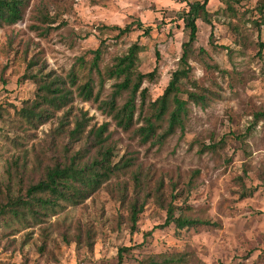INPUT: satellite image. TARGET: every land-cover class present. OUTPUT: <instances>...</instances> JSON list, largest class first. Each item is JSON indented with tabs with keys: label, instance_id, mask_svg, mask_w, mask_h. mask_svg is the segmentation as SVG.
<instances>
[{
	"label": "rangeland",
	"instance_id": "rangeland-1",
	"mask_svg": "<svg viewBox=\"0 0 264 264\" xmlns=\"http://www.w3.org/2000/svg\"><path fill=\"white\" fill-rule=\"evenodd\" d=\"M24 1L22 19L0 26V211L8 201L27 200L29 187L44 179L48 168L77 154L82 162L98 159L94 132L104 125L114 171L86 199L75 205L61 202L56 212L38 220L0 215V264H119L124 248L128 251L121 264L177 253L187 255V264H264V117L255 123L257 114L264 115V0L231 6L209 0L214 45L212 26L199 16L191 71L180 82L184 100L193 93L206 102L189 101L184 130L177 129L162 143H144L138 133L144 126L141 91L134 122L125 130L105 105L120 81H102L92 70L93 97L85 100L78 87L97 50L103 72L138 44V71H158L154 81L142 85L147 109L182 68L183 45L189 41L184 18L190 5L204 0ZM138 23L150 28L148 36L136 29ZM129 25L132 31L125 36L112 30ZM80 60L87 70L77 71L72 83L70 74ZM36 77L47 84L58 82L55 89L68 98L60 108L44 105L42 122L29 125L22 110L38 99ZM129 97L128 92L117 97V108ZM168 119L157 135L166 131ZM78 123L85 128L74 137ZM253 124L244 142L233 137L245 135ZM224 138L225 145L215 152L200 153L202 146ZM172 196L177 216L217 226L181 233L174 226L159 228ZM137 200L145 202L144 210L132 234L131 206Z\"/></svg>",
	"mask_w": 264,
	"mask_h": 264
},
{
	"label": "trees",
	"instance_id": "trees-1",
	"mask_svg": "<svg viewBox=\"0 0 264 264\" xmlns=\"http://www.w3.org/2000/svg\"><path fill=\"white\" fill-rule=\"evenodd\" d=\"M222 3L231 6L232 2L241 3V0H220ZM209 0H204L203 4L196 3L190 5V12L186 14L184 21L186 30H188L189 41L183 45V54L180 60L182 68L173 74V77L166 88L164 94L155 102L148 105L145 109L147 90L142 89L145 80L154 81L157 70L149 74H142L138 71L137 64L139 61V54L142 47L138 44L133 45L122 57H116L113 65L106 68L103 72L99 69V63L102 59L101 50H97L94 55L93 62L90 64L89 72L85 76V81L78 89L80 96L85 100H90L93 97V79L90 76L92 70H96L100 79L118 80L120 83L115 84V92L113 100L105 105L109 109V113L113 116L118 126L129 130L134 122L135 115L138 111L136 103V95L140 92L141 106L139 108V118L144 122V126L138 130L142 141L148 142L155 139L162 143L169 136L173 135L177 129L184 130V117L188 109L189 101L205 105L206 98L197 94L190 93L188 99L184 100L180 95V82L182 78H188L191 68L189 65V58L192 54L193 45L197 41L198 27L196 21L199 16H202L205 22L211 24L210 14L207 11ZM24 0H0V26L15 25L22 19ZM136 29L144 31V35L150 34V28L144 29L142 23H138ZM112 30L119 32L118 37L128 35L132 31V26L125 28L113 27ZM210 36V44L214 45V26H212ZM86 65L84 60H80L74 65L70 74V80L74 83L77 79V71H84ZM39 83L38 99L29 109L22 110V115L29 125H35L42 122L44 118L43 106L60 108L66 103L67 94L63 93L61 89H55L52 82L47 84L43 79L34 78ZM142 89V90H141ZM123 92H128L130 97L122 108H117L116 99ZM97 97H95V100ZM174 109L170 112V107ZM169 115L168 125L166 131L157 135L164 118ZM255 123L262 117L263 114H257ZM255 124L246 130L245 135L233 136L236 140L244 142L254 129ZM85 126L78 123L73 132V136L77 137L83 133ZM107 125L102 126L94 132L95 142L99 145V157L92 162H82L81 157L77 154L71 159H68L63 165H56L46 170L44 179L35 185H31L26 193L27 200L23 198H16L1 208L0 215L5 216L9 213L13 214L15 219L20 222L26 221V217L38 220L42 215H47L48 212H56L60 208L61 202L69 204H77L94 193L101 185L102 181L108 179L113 175L114 168L112 167L111 158L113 151L111 148L105 146L106 140L103 135L106 131ZM225 145V138L219 144L202 146L200 153L215 152L218 148ZM243 185V194L244 193ZM150 196L146 195V199ZM172 201L167 206V219L164 225L159 228H168L174 226L177 233L184 230L197 229L200 227H216L217 224L211 221H204L199 219H191L185 216H177L176 206L174 205L175 197L172 196ZM144 201L139 204V200L131 206V233L135 234L138 231L139 216L144 210ZM152 235V232L147 233L145 238ZM128 249L119 250V264L123 261V253ZM187 255L184 253L177 254H160L152 256L147 260L142 261V264H187Z\"/></svg>",
	"mask_w": 264,
	"mask_h": 264
}]
</instances>
